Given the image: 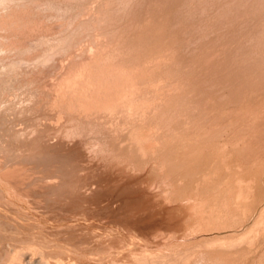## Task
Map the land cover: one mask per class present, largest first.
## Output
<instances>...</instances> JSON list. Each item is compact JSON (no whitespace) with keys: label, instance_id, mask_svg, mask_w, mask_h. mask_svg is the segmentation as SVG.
I'll use <instances>...</instances> for the list:
<instances>
[{"label":"rangeland","instance_id":"374dc122","mask_svg":"<svg viewBox=\"0 0 264 264\" xmlns=\"http://www.w3.org/2000/svg\"><path fill=\"white\" fill-rule=\"evenodd\" d=\"M25 98L34 114L0 108V178L16 190L14 199L0 196V264L11 246L101 264L120 256L116 263L131 264L127 251L141 245L185 248L201 223L189 202L221 195L237 179L249 188L250 215L204 233H244L264 207V0H0V101ZM43 114L51 115L42 128L80 115L91 132L36 144L13 138L12 129ZM99 137L110 151L102 160L89 146ZM146 177L162 188L150 190ZM172 181L177 190L163 191ZM159 190L162 197L140 202ZM172 209L178 223L166 215ZM158 227L175 230L156 239Z\"/></svg>","mask_w":264,"mask_h":264},{"label":"bare ground","instance_id":"6f19581e","mask_svg":"<svg viewBox=\"0 0 264 264\" xmlns=\"http://www.w3.org/2000/svg\"><path fill=\"white\" fill-rule=\"evenodd\" d=\"M256 13V12H255ZM17 16V15H16ZM6 19V18H5ZM14 21V20H13ZM9 24V23H8ZM2 25V24H1ZM5 28V27H4ZM257 44V43H256ZM259 58V57H258ZM107 63V62H106ZM83 65V64H82ZM95 67V66H94ZM90 68V67H89ZM105 68V67H104ZM113 68V67H112ZM111 68V69H112ZM93 69V68H92ZM109 69V68H108ZM107 69V70H108ZM90 70V69H89ZM100 70V69H99ZM125 70V69H124ZM256 70V69H255ZM109 71V70H108ZM121 71V70H120ZM129 71V70H128ZM247 71V70H246ZM254 71V70H253ZM114 72V71H113ZM117 72V71H116ZM143 72V71H142ZM105 73V72H104ZM115 73V72H114ZM140 73V72H139ZM77 76V75H76ZM118 76V75H117ZM121 76V75H120ZM144 76V75H143ZM125 77V76H124ZM260 78V77H259ZM99 79V78H98ZM82 80V79H81ZM109 80V79H108ZM119 80V79H118ZM61 81V80H60ZM95 81V80H94ZM101 83V82H100ZM99 83V84H100ZM103 83V82H102ZM74 84V83H73ZM83 85V84H82ZM110 86V85H109ZM108 86V87H109ZM127 86V85H126ZM129 86V85H128ZM157 87V86H156ZM84 88V87H83ZM112 88V87H111ZM154 88V87H153ZM129 89V88H128ZM121 90V88H120ZM118 91V89H117ZM152 91V90H151ZM86 93V92H85ZM97 94V93H96ZM90 95V94H89ZM20 99V97L18 98ZM104 99V98H103ZM26 101H30V104H27L25 105L24 102ZM12 102V100H8V101H5V102H1L0 101V108L2 105H6L8 106V109L11 110V111H14V112H17L20 116L23 115V117L25 116V114H29V113H33V110H32V104H33V100L31 98H25V99H22L20 101H17L16 104H13L11 106L10 103ZM14 102V101H13ZM70 103V102H69ZM74 103V102H73ZM120 109V108H119ZM36 111V110H35ZM125 111V110H124ZM37 112V111H36ZM213 112V111H212ZM114 113V112H113ZM128 113V112H127ZM214 113V112H213ZM73 113H70V115H72ZM105 114V113H104ZM51 114H43L41 116H36L33 118H36L35 119V123L32 122L30 124H25V123H20L22 124L21 127H18L17 129H12L13 131V138H16V140L20 139V138H24V140L27 141V139L30 140V142L32 143H37V142H40L42 141L43 139H45L46 137L48 138V140H50L53 136H58V137H61L62 135H64L65 137H70V136H75V137H82L83 139L88 136L91 132L88 131L89 128L88 126L86 125V123H79L78 122V119H80L81 117L79 116H72L70 117V119H68V121L70 120H76L75 123L73 124H64L62 126V124H56L55 126H51L50 127H47V128H42L44 127L43 125L45 124L44 123V119L48 118L47 116H50ZM111 115V114H110ZM214 115V114H213ZM31 116V115H30ZM64 116V115H63ZM115 116V115H114ZM249 116V115H248ZM32 118V119H33ZM112 118V117H111ZM115 118V117H114ZM145 118V117H144ZM258 118V117H257ZM39 119V120H38ZM52 120V119H51ZM54 120V119H53ZM86 120V119H85ZM104 120V119H103ZM231 120V119H230ZM67 121V122H68ZM92 121V120H91ZM22 122V121H20ZM248 122V121H247ZM50 123V121H49ZM55 123V122H54ZM92 123V122H91ZM90 122L88 123L91 124ZM96 123V121H95ZM101 123V122H100ZM25 124V125H24ZM94 124V123H93ZM93 124L91 126H93ZM46 125V124H45ZM48 125V124H47ZM50 125V124H49ZM97 125V124H96ZM95 125V127H91L93 128L92 130H95L94 128H97V126ZM99 125V124H98ZM127 126V125H126ZM14 128V127H13ZM90 128V129H91ZM142 128V127H141ZM153 128V127H152ZM99 129V128H98ZM97 129V130H98ZM100 130H98L99 132ZM93 132V131H92ZM89 133V134H88ZM94 133V132H93ZM97 133V132H96ZM137 134V133H136ZM98 135V134H97ZM148 135V134H147ZM96 136V134H95ZM156 136V135H155ZM145 137V136H144ZM94 138V137H92ZM95 139V138H94ZM98 139V138H97ZM95 140L96 142H98V140ZM102 138L99 137V140L102 142L101 140ZM15 140V139H14ZM17 140V141H18ZM105 138L103 139V142H104ZM45 141V140H44ZM43 141V142H44ZM100 141L98 143H100ZM138 141V140H137ZM259 141V140H258ZM40 143L41 145L40 146H44V143ZM81 142V141H80ZM85 142V141H84ZM100 143L101 145H98V143L96 144L95 142L94 143H90L89 146H90V149H91V153L93 152H96L93 156L94 158H97L99 159L98 157L101 158V160L103 159L102 157H108L106 155H103V153H108V149L106 148L107 147V143L106 144H103ZM144 142V141H143ZM238 142V141H237ZM89 143V142H88ZM146 143V142H145ZM87 144V143H86ZM103 144V145H102ZM152 143H150L149 146H151ZM33 145V144H32ZM106 145V146H105ZM256 145V144H255ZM31 146V145H30ZM228 146V145H227ZM143 147V146H142ZM31 149H32V146H31ZM34 149V148H33ZM108 150V151H107ZM101 153V154H100ZM110 153V151H109ZM108 153V155H109ZM100 154V155H99ZM77 156V155H76ZM11 158V157H10ZM24 158V157H23ZM7 159V158H6ZM5 160V159H4ZM10 160V159H9ZM27 160V159H26ZM7 161V160H6ZM26 163V162H25ZM100 163V162H99ZM5 164V163H4ZM22 164V163H21ZM19 164V165H21ZM24 164V163H23ZM28 164V163H27ZM103 164V163H102ZM263 164V163H262ZM13 165V164H12ZM72 165V164H71ZM10 166V165H9ZM15 166V165H14ZM5 169V168H4ZM15 169V168H13ZM32 169V168H31ZM16 170V169H15ZM26 171V170H25ZM12 172V171H11ZM15 173V172H14ZM13 173V175H14ZM242 173V172H241ZM23 174V173H22ZM10 173L9 174H6V176L8 177L7 179L8 180H12L11 178H15V176H13L12 174L10 176L12 177H9ZM31 175V173H30ZM38 175V174H37ZM5 176V177H6ZM23 176V175H22ZM65 176V175H64ZM241 177V176H240ZM10 178V179H9ZM19 178V176H18ZM85 178V177H84ZM242 178V177H241ZM2 178H0L1 180ZM17 179V177L15 178ZM14 181L13 182H20V181ZM25 178H23L24 180ZM34 178H32L33 180ZM58 179V178H57ZM2 179L0 181V196L1 197H6L9 195L11 199H14L12 198L13 196V192L16 191H12V188L14 189V187L10 188L7 184L8 182L6 180ZM21 180V179H20ZM32 180L30 179V181L32 182ZM129 180V179H128ZM11 181V182H12ZM29 181V180H28ZM29 181V182H30ZM68 181V180H67ZM72 181V180H71ZM24 182V181H23ZM27 182V180H26ZM25 182V183H26ZM28 182V183H29ZM74 182V181H73ZM144 182L147 184L148 188H150V190L152 191H155V189H161L162 188V185L158 183V181H151L150 178L146 177L144 178ZM21 183V182H20ZM33 183V182H32ZM60 183V182H59ZM58 183V185H59ZM67 183V182H66ZM78 185H75L76 188L77 186H79L78 188H80V191L81 189H83V185L86 183V181L82 178L80 179L79 181H77ZM245 182L242 180V179H237L234 183V185L228 190H224L223 193L220 195V194H216L217 196H212L211 198L210 197H207L200 200L202 201L201 202V205L199 206L198 203H200V201L198 200V203L197 202H194L193 203H190L189 202V205H188V213H190V210H197L194 214L195 215H198L197 217L200 219L201 223L199 226L196 227V229L193 231L194 235H196V237L194 239H196L195 241H192L190 243H186V247L185 248H179V249H176L177 244L175 245H171V249H173V252L171 253H164L165 252V249H164V252H161V248L159 246V250L158 251V248L155 247V249H150L148 248L149 246H139V248H131L130 250L127 251L128 253V256L131 257V264H179L181 262V264H264V242L262 243L261 242V238L264 237V207L263 209L260 211L259 213V217L258 219L254 222L253 221V225L251 227H249L248 230H246V232H242L240 234L241 231H239V235H236V234H233V235H228V236H211V234H208V233H204V232H207L209 230H221L224 228L225 229H229V228H234V225H235V222H237L239 219H244L243 221L245 222L247 216H249L250 214L249 213H246L247 211L245 210V208L247 207L248 205V199H249V188L248 186H246L244 184ZM251 183V182H250ZM56 184V183H55ZM97 184V183H96ZM99 184V183H98ZM73 185V184H72ZM87 185V184H86ZM170 187L169 189H164L163 191H166V192H173L175 190H177V188L175 189V183L174 181L170 182L169 183ZM168 185V186H169ZM12 186V185H10ZM51 186V185H50ZM68 186V184L66 185ZM91 186V185H90ZM94 186V185H93ZM92 186V187H93ZM34 187V186H33ZM69 187V186H68ZM67 187V188H68ZM71 187V186H70ZM61 188V187H60ZM59 188V189H60ZM64 188V187H63ZM66 188V187H65ZM72 188V187H71ZM77 188V189H78ZM164 188V186H163ZM208 188V187H206ZM217 188V186H216ZM34 189V188H33ZM37 189V188H36ZM85 189V188H84ZM179 189V188H178ZM63 190V189H62ZM69 190V189H68ZM73 190V189H71ZM87 190V189H86ZM145 190V189H144ZM149 190V191H150ZM168 190V191H167ZM217 190V189H216ZM32 191V190H31ZM30 191V192H31ZM78 191V190H76ZM85 191V190H83ZM29 192V191H28ZM72 192V191H71ZM82 192V191H81ZM253 192V191H252ZM72 193H75V192H72ZM165 193V192H163ZM86 194V192H85ZM84 194V195H85ZM167 194V193H166ZM173 194V193H172ZM198 194V193H197ZM208 194V193H206ZM81 195V194H80ZM12 196V197H11ZM49 196V195H48ZM64 196V195H62ZM79 196V195H78ZM203 196V195H202ZM156 197H162V192L159 190V192H154V193H149V194H146L145 195V198L143 197V199L140 201H144L145 202H153L155 200ZM176 197V196H175ZM77 198V197H76ZM22 199V198H21ZM80 199V198H79ZM164 199L165 201L168 200L169 203H173V202H176V199L173 198L172 195H168V196H164ZM252 199V198H251ZM9 201V200H8ZM243 201L245 202V204L243 203ZM12 202L14 203V201L12 200ZM137 203V202H136ZM188 203V202H187ZM243 203L242 207H243V214L241 215L240 214H237L236 213V210H234L235 208L238 207L239 204ZM12 204V203H11ZM141 204V203H140ZM147 205V204H146ZM264 205V204H263ZM8 207V206H7ZM156 207V206H155ZM159 207V206H158ZM240 207V205H239ZM167 208V207H166ZM1 209V208H0ZM239 210V208H237ZM23 210V209H22ZM28 210V209H27ZM166 210V209H165ZM1 211V210H0ZM3 211V210H2ZM168 211V209L166 210ZM241 208H240V210ZM156 212V211H155ZM0 213H3V212H0ZM162 213V212H161ZM129 214V213H128ZM132 215V214H131ZM167 216H169L171 219H174L175 222L178 223V221H180L181 219H179L177 217V214L174 213V209H172L168 214H166ZM235 215H238V218L237 220H233V216ZM2 216V215H1ZM137 216V215H136ZM163 216V215H162ZM186 216V214H185ZM189 216V215H188ZM226 216V217H225ZM225 217V219H223ZM131 218V217H130ZM184 218V217H183ZM44 219V218H43ZM136 219V218H135ZM164 219H165V214H164ZM198 219V220H199ZM45 220V219H44ZM173 220V221H174ZM141 221V220H140ZM145 221V220H144ZM165 221H167V219H165ZM196 221V220H195ZM168 222V221H167ZM174 222V223H175ZM234 222V223H233ZM171 224H173L172 222H170ZM177 223H175L177 225ZM39 224V223H38ZM128 224V223H127ZM181 224V223H180ZM179 225V224H178ZM195 225V224H194ZM169 226V225H168ZM233 226V227H232ZM178 227V226H177ZM180 227V226H179ZM229 227V228H228ZM106 228V227H105ZM159 228V227H158ZM157 228V229H158ZM159 229H162L164 232V235H162L159 230L157 231L156 228H154V230L156 231H151L153 232L152 235L154 234V236L156 237V239L158 237H161V236H165L164 239H167L166 236L171 233L174 232V227H166V228H159ZM133 230V229H132ZM135 230V229H134ZM245 230V229H244ZM28 231V230H27ZM47 231V230H46ZM129 231V230H128ZM161 231V230H160ZM231 231V230H230ZM229 231V232H230ZM21 232V231H20ZM219 232V231H218ZM225 232H228V231H225ZM233 232V231H232ZM37 233V232H36ZM134 233V232H133ZM200 233V234H199ZM213 233V232H212ZM216 233V232H215ZM222 233V232H221ZM236 233V231H235ZM28 234V233H27ZM50 234V233H49ZM139 234V233H137ZM214 234V233H213ZM226 234V233H225ZM230 234V233H228ZM34 235V234H33ZM32 235V236H33ZM52 235V234H51ZM141 235V233H140ZM147 235V234H146ZM152 235H150L149 237H151ZM17 237V236H16ZM96 237V236H95ZM109 237V236H108ZM143 237H146L145 235H143ZM32 238V237H31ZM38 238V237H37ZM133 238V237H132ZM152 238V237H151ZM154 238V237H153ZM152 238V240H153ZM162 240H163V237H161ZM189 238L190 235H189ZM188 238V239H189ZM28 239V238H27ZM46 239V238H45ZM58 239V238H57ZM63 239V238H62ZM89 239V238H88ZM121 239V238H120ZM142 239V238H140ZM147 239V237L145 238ZM150 239V238H149ZM159 239V238H158ZM184 239V238H183ZM186 239V238H185ZM97 240V239H96ZM178 240V239H176ZM181 239H179L180 241ZM187 240V239H186ZM184 240V241H186ZM31 241V240H30ZM113 241V240H112ZM117 241V240H116ZM133 241V240H132ZM144 241V240H142ZM148 241V239L146 240V242ZM154 241V240H153ZM165 241V240H164ZM168 241V240H167ZM165 242V244H168V242ZM174 241V240H173ZM20 242V241H19ZM39 242V241H38ZM42 242V241H40ZM45 242V241H44ZM83 242V241H81ZM87 242V241H86ZM114 242V241H113ZM156 242V241H155ZM29 243V242H28ZM66 243V242H65ZM77 243V242H76ZM79 243V241H78ZM100 244L103 243V242H99ZM116 243V242H115ZM119 243V241L117 242V244ZM133 243V242H132ZM140 243V242H139ZM152 243V242H151ZM160 243H161V240H160ZM164 244V242H162ZM171 243V242H169ZM174 243V242H173ZM20 244V243H19ZM105 245V243H103ZM107 245H112L113 243L111 242H107L106 243ZM130 244V243H129ZM142 244V243H141ZM145 244V243H143ZM153 244V243H152ZM13 245V244H12ZM72 246V244H70ZM95 245V244H94ZM106 245V246H107ZM109 245V246H110ZM116 245V244H115ZM123 245V244H122ZM128 245V244H126ZM132 245V244H131ZM137 245V244H136ZM148 245V244H147ZM39 246V245H38ZM47 246V245H46ZM52 246V245H51ZM76 246V245H75ZM88 246V245H87ZM98 246V245H97ZM104 246V248L106 247ZM114 246V245H112ZM134 246V245H133ZM155 246V245H154ZM168 245H166L167 247ZM12 247V248H11ZM10 248L8 247V250H7V257H6V260L4 261L3 264H101L99 263L98 261H88V259L86 258L87 256L86 255H81V254H74V252H68L66 253L65 257L68 256V259L66 258H63L65 259V261H61V262H57V261H51L49 259H46L43 255V252H41V249L39 251V254L40 256H36L35 253H38V251L36 252V250H34L35 252L31 251L33 250L32 249V246L30 245H24V246H17L16 247H13L11 246ZM74 247V246H73ZM80 247V246H78ZM108 247V246H107ZM119 247H122V246H119ZM125 247V246H123ZM136 247V246H135ZM152 247V246H150ZM162 247V246H161ZM164 247V246H163ZM183 247V246H182ZM36 248V247H35ZM97 248V247H96ZM95 248V249H96ZM102 248V246H101ZM63 249V248H62ZM78 249V248H77ZM81 249V248H80ZM88 249V248H87ZM118 249V248H117ZM56 250V249H55ZM64 250V249H63ZM68 250V249H67ZM76 250V248L74 249ZM89 250V249H88ZM93 250V249H92ZM99 252L102 251V253L106 250H108V248L104 249L103 250H100V249H97ZM169 250V251H170ZM1 251V250H0ZM66 251V250H65ZM81 251V250H80ZM94 251V250H93ZM93 251L91 253H93ZM111 251V250H110ZM163 251V249H162ZM62 251H60L61 253ZM111 253V252H110ZM114 253V252H113ZM118 253V252H115V254ZM120 253H122L120 251ZM124 253V252H123ZM122 253V254H123ZM127 253H124L126 256H127ZM2 254V253H1ZM85 254V253H84ZM90 254V253H89ZM93 255V254H92ZM95 255V254H94ZM107 255V254H106ZM121 254H119L118 256H120ZM47 256V255H46ZM62 256V255H61ZM98 256V255H97ZM108 259L109 257L110 258H114L113 257V254H108ZM51 257V256H50ZM64 257V256H63ZM90 257V256H89ZM88 257V258H89ZM93 257V256H92ZM105 257V256H104ZM62 258V257H61ZM91 258V257H90ZM120 260H121V256L119 257ZM118 258V259H119ZM52 259V258H50ZM107 259V258H106ZM107 259V260H108ZM117 258L115 259V261L111 264H121V263H116V260H118ZM130 259V258H129ZM128 259V260H129ZM53 260V259H52ZM80 260V261H77ZM98 260V259H97ZM105 260V259H104ZM119 260V261H120ZM126 260V259H124ZM127 260V261H128ZM59 261V260H58ZM123 261V260H121ZM111 262V261H110ZM129 262V261H128ZM107 263V262H106ZM104 264V263H103Z\"/></svg>","mask_w":264,"mask_h":264}]
</instances>
